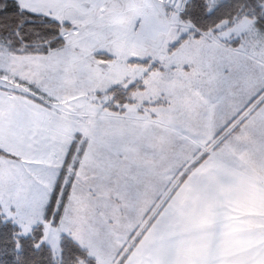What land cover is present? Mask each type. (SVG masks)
I'll return each instance as SVG.
<instances>
[{"label": "snow or ice", "instance_id": "1", "mask_svg": "<svg viewBox=\"0 0 264 264\" xmlns=\"http://www.w3.org/2000/svg\"><path fill=\"white\" fill-rule=\"evenodd\" d=\"M0 264H264V0H0Z\"/></svg>", "mask_w": 264, "mask_h": 264}]
</instances>
